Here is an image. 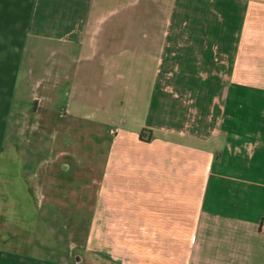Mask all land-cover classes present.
<instances>
[{
    "label": "crops",
    "instance_id": "0c3cea01",
    "mask_svg": "<svg viewBox=\"0 0 264 264\" xmlns=\"http://www.w3.org/2000/svg\"><path fill=\"white\" fill-rule=\"evenodd\" d=\"M92 121L106 129L82 189L59 135ZM15 160L51 208L83 190L85 254L264 264V0H0V171ZM2 205L0 264H77L75 241L61 260L28 230L13 240Z\"/></svg>",
    "mask_w": 264,
    "mask_h": 264
},
{
    "label": "rangeland",
    "instance_id": "374dc122",
    "mask_svg": "<svg viewBox=\"0 0 264 264\" xmlns=\"http://www.w3.org/2000/svg\"><path fill=\"white\" fill-rule=\"evenodd\" d=\"M42 56V58L46 59L51 56V53L49 51L44 52ZM130 66V64L125 65V67L129 69ZM112 72V77L108 79L109 84L114 85L116 89L123 88L130 93L133 89V82L135 83L132 77L129 79V76L127 77L128 79L123 78L122 80L119 77L120 75L117 76L116 72ZM122 72L124 73L125 70L123 71L121 69L120 73ZM110 73L111 71L109 70V74ZM147 82L148 81H144L143 88L147 85ZM127 97H130V94L127 95L126 93L125 98H123V106H125V111L130 112L131 106L128 103L129 99ZM111 109V111H113V119L117 122L116 113L114 114L117 109L114 106H111ZM117 123L119 124V121ZM90 124H92L91 129L88 127H86V129L77 128L75 129V134H73L74 131H72L71 136H74L75 143L71 141V137L67 135V132L64 135H59L61 141L66 142L59 143V148H65L68 149V151L74 150L75 154L78 156L76 158V163L78 167L82 169L79 171V176H73V178L70 174L68 179H73V181L69 182V184L74 183L75 185L81 186L82 189L85 183H95L94 178H97L95 174L99 171V141L106 129L104 126L100 125V123L94 121ZM82 136L85 137L87 143L78 142L84 139ZM32 138L33 137H31V139ZM29 146L30 144L27 145L28 148H30ZM25 147L26 145H22V150L20 151L24 152L23 150ZM88 153L93 155L89 159L87 158ZM20 162V160L11 161L10 165H7V168L0 171V201L2 202L0 205L3 204L2 214L5 216V220L10 223L8 232L14 233L13 240L20 241L22 239V235L20 234L28 230L29 232L26 236L29 242L45 246L47 249L46 251L51 252L53 254L52 257L55 259L59 258L63 260L66 258V251L69 245L75 241L77 243V249L73 250V253L68 257L71 262L76 261L77 264H130V260L124 255L110 254L108 256L94 252L91 255L88 252L85 254L82 247L84 231L87 228L86 226L89 228L90 225L89 222H87L89 221V213L87 214L85 212L81 204L82 202L78 200V197H80L79 195L82 196L83 190H80L81 193L77 191L70 192L67 195L68 197L63 198V205L65 204L66 206H61V209L51 208L50 204L42 197V192L30 193L27 191L28 186H36L39 182V178L36 179L32 176L30 167H27L26 171L25 169L21 171ZM69 163L71 164V162ZM83 166H86L85 172L83 171ZM84 173L87 174L84 175ZM91 177L93 179H91ZM43 179L46 181V184L50 183L49 180ZM95 197L93 192L91 204L93 213L95 208ZM94 219L95 218H93V222L95 221ZM0 227L2 228L3 224L0 223ZM23 240L27 241L24 237Z\"/></svg>",
    "mask_w": 264,
    "mask_h": 264
}]
</instances>
